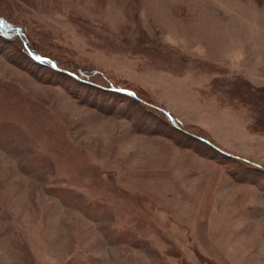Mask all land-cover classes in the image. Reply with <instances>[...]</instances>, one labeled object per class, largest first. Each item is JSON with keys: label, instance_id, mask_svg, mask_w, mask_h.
Returning <instances> with one entry per match:
<instances>
[{"label": "rangeland", "instance_id": "1", "mask_svg": "<svg viewBox=\"0 0 264 264\" xmlns=\"http://www.w3.org/2000/svg\"><path fill=\"white\" fill-rule=\"evenodd\" d=\"M0 27V264H264L263 170L60 71L264 164V0H0Z\"/></svg>", "mask_w": 264, "mask_h": 264}, {"label": "trees", "instance_id": "2", "mask_svg": "<svg viewBox=\"0 0 264 264\" xmlns=\"http://www.w3.org/2000/svg\"><path fill=\"white\" fill-rule=\"evenodd\" d=\"M10 30L8 29L7 31L3 28L0 27V34L1 36L7 38L12 36V33L9 32ZM19 34V33H17ZM22 46L25 50V52L30 56V58L34 61V62H45L46 64H48V67H50L51 69L57 71L60 70V68H58L59 66L57 65L58 63L55 62L54 60H50V59H44L41 58L40 56H38L37 54L33 53V51L30 50V46L26 44L25 40H22ZM32 52V53H31ZM60 71L66 73L67 75L71 76V78H73L74 80H76L77 82H84V83H88L90 85H96L99 86L100 88L106 89V90H110L114 93H119V94H124L127 96H130L131 98H135L137 100H139L140 102L150 106L152 108V110H155L157 113H160L161 115H163L172 125H174L175 127H178L179 129L182 128H186L185 131L187 134L189 133L191 136H194L195 138H197L199 141L204 142L206 145H208L209 147H212L213 149H215V151H217L218 153L222 154V155H227L230 158H232L235 161L240 162V165H244V167H254L256 169H260L264 171V164L255 160H252L250 158H246L244 156H241L237 153H234L233 151H229L227 149H225L224 147H222L220 145V143L210 135V133L205 132V134H203L200 131L197 130H193L191 132H189L188 127H190L189 124H184L183 122H181L180 120H178L176 118V116L169 110H167L166 108L159 106L155 103H153L152 101H149L148 98H144L143 96H141L136 89H133L131 87L128 86H124V85H116L114 82L110 81L107 84H98L95 81H92L89 77L85 76V72H83L80 69H77V71H72V70H63L61 69ZM83 72V73H82Z\"/></svg>", "mask_w": 264, "mask_h": 264}, {"label": "bare ground", "instance_id": "3", "mask_svg": "<svg viewBox=\"0 0 264 264\" xmlns=\"http://www.w3.org/2000/svg\"><path fill=\"white\" fill-rule=\"evenodd\" d=\"M37 64H41V63H39V62H36ZM146 167H143V169H145ZM143 169H140V170H143Z\"/></svg>", "mask_w": 264, "mask_h": 264}]
</instances>
